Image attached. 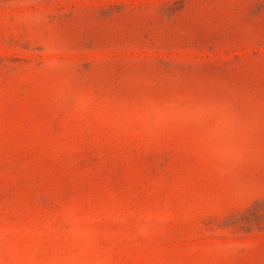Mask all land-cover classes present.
I'll return each mask as SVG.
<instances>
[{
    "label": "rangeland",
    "instance_id": "374dc122",
    "mask_svg": "<svg viewBox=\"0 0 264 264\" xmlns=\"http://www.w3.org/2000/svg\"><path fill=\"white\" fill-rule=\"evenodd\" d=\"M0 264H264V0H0Z\"/></svg>",
    "mask_w": 264,
    "mask_h": 264
}]
</instances>
